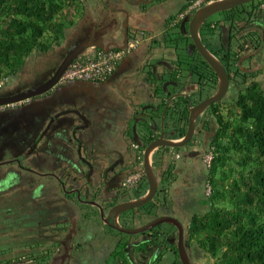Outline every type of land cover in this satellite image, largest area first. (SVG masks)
Returning <instances> with one entry per match:
<instances>
[{"label":"flooded vegetation","instance_id":"flooded-vegetation-1","mask_svg":"<svg viewBox=\"0 0 264 264\" xmlns=\"http://www.w3.org/2000/svg\"><path fill=\"white\" fill-rule=\"evenodd\" d=\"M141 1L143 3L149 1L157 3V0ZM174 1L176 0H169L167 5L171 6ZM177 1L180 3V7L174 9L173 13H171L165 21L156 23L157 29H164L165 40H170L173 43L169 42L168 44L170 46L167 47L171 62H161L163 65H167L166 70L169 75V80L167 79L168 85L174 87L173 90L168 88L169 99L173 97L170 105L175 106L179 104V107L182 108H174L172 117L171 111H168L170 126L168 137H165V112L164 137L170 140H179L185 136L189 127L191 108L214 95L220 87L218 73L199 53L189 33L190 20L198 8L194 11H185L190 0ZM210 1L213 0H209L205 4ZM158 3L166 4L164 0H158ZM227 11H223L226 13L223 20L207 22V18L200 27V36L203 44L222 63L228 75V89L225 95L220 101L210 104L196 117L193 136L186 144V146L191 147V151L189 150L187 153L182 154L180 151L177 153L176 151H171L169 147H164L167 152H164L163 156H167L166 159L169 158V161H165L164 159L160 167L155 161L156 153L159 151L160 147L156 149L151 156V164L159 180L158 190L160 188L162 189V183L165 181L163 178L169 177L168 169L172 166L174 167L172 172L175 174V177L172 179L166 193H159V195H163L161 197L163 205L159 207L163 214H165L164 212H175L184 218L183 214L189 207L187 204H191V201H194V194H196L197 189L196 184L206 179L205 175L207 170L205 168L203 156L205 151L208 150L210 142L216 137L219 128L217 119L220 115V111L224 110V112L221 113L228 114V109L230 110L233 108L239 93L246 91L255 81L260 82L262 88H264V10H261L258 17L259 20L252 22L240 20L235 13H229ZM182 24H184V27H182ZM235 26L238 27V31H236ZM170 33L176 34L178 38H168L167 36H169L168 34ZM128 35H132L129 27ZM259 35H261V38ZM186 38L188 40H186ZM91 41L92 38L90 37V43ZM144 41L145 39H143V41L141 40V44L144 43ZM150 41L153 42V47L158 46L157 44L159 43H163L156 38ZM57 66L58 65L54 62L43 67L36 66L31 71V74L21 70L18 75L9 78V82L12 83L13 88L7 94H15L32 86L41 84L52 75V72H54ZM115 72L116 70L114 73ZM184 73L185 80L183 81L180 77ZM110 79L109 77L104 81L108 82ZM90 83H99L98 85L103 87L102 90L107 92V95H103V91L98 89L89 90L87 95H82L84 98L80 96L86 109L93 107L91 115L89 112L87 113L91 118V120H88L90 121L89 128L93 129V131H98L100 129L102 135L104 130L107 129V120L103 114L104 108L109 104L107 98L111 96L112 99L115 98L120 101L123 95L114 85L111 87L102 86L103 83L101 81ZM58 86L59 84L57 87ZM51 91L43 95L26 99L14 105L0 107V119H3L0 122V244H8L11 246L15 244L21 245L16 250L15 248L12 250L8 248L10 252L19 251V255L14 258H33L31 256L32 254L40 255L42 252L45 254L48 253L50 255L48 264H54L62 250L69 258L79 252L78 246L84 238L83 232L87 226V223L84 221H86L85 219L92 220L90 217L92 211L96 212V218L98 216L100 217L99 208L94 205V209H86L88 214L83 211V216H85L84 221L80 224L75 222L76 229L73 225L74 221H70L69 225L67 224L59 227V222H61L59 219H55L56 222L54 224L56 225L52 226L51 222L48 223L49 219L47 220L45 217V201H43L42 197L40 199L30 196V189L34 195L38 194L39 189L37 190L36 188H39L38 186L41 179L50 176L58 183V188L55 191L56 195L58 193L67 196L75 195L74 200L78 202V193L75 190L79 187L82 200L99 202L105 207V211H108L119 202H113V204L108 206V204H105L106 197L104 198V195L106 193L110 194L114 190H117L118 194L123 193L125 195L130 188H125L122 185L123 181L134 169L138 168L141 172L137 188L147 181L142 154L144 155L143 151L152 140L160 137V123L162 125L163 117V111L158 113L157 107L155 110H153L151 106H148L149 109L148 107H144L139 117H136V121L139 122L142 128L144 123H147L148 126L150 125V127H148L149 131H142V137L138 138L134 134L133 129L131 130V127H128V129L125 128L128 133L131 132L132 138H137L138 140V142H133L137 145L135 149L141 152L137 157L138 160H128L129 157L127 158L125 156L112 158L108 156V153H105L106 147L102 146L100 143L102 141L87 143L82 139L76 141V146L72 154H70L71 156L66 158L63 163L60 161L56 162L55 160L47 161L44 158V154L49 148H52L53 143L48 144L46 140L40 141L39 138L48 123L47 121L44 127L40 128V121L46 118L49 104H53V102L56 101L53 97L48 100L44 99L46 97L45 95L50 94ZM1 93L3 92H1L0 89V94ZM169 99L167 100V104ZM144 114L146 115L144 116ZM158 116L160 118H158ZM62 122H66V119H63ZM82 123L84 122L82 121ZM125 129L122 135L124 131L126 132ZM182 132L183 134L181 136L180 134ZM15 135L19 138H16ZM15 138L17 139V142H15V154L7 150L5 152L7 157H2V148L11 146L12 139ZM140 142L143 146H141ZM132 147L133 146H131V148ZM79 148L81 150L86 148L88 157L85 158L82 156L83 159H79V154L77 152ZM131 148L126 146L125 152L128 153ZM132 149H134V147ZM94 152H97L95 156H91ZM138 161L140 164H137ZM177 161H181L182 165H174ZM141 162H143V164H141ZM71 164L75 165V167H72ZM62 173L65 178H67V183L70 185V188L64 191L62 183H65V181L62 180L60 176ZM56 176H58L61 181H57L55 178ZM74 180H80L81 182L77 184L78 182ZM112 186L116 188L111 189ZM117 186L119 187L117 188ZM41 188L43 189L42 186L40 189ZM83 195H86L87 198ZM85 204L87 203H80V206H84ZM68 205L69 204L62 206L66 209ZM130 212L131 210L124 212L120 216L119 221L122 220L123 215L126 216ZM104 224L106 223L99 220L97 226L105 227ZM47 225L52 226L51 228H53L55 232L52 233L51 236H48L52 244L45 248L44 246H40L41 249L39 248L40 250L38 251H34L37 247H27L29 250H24L23 247L27 246L25 244L31 242V240H35L34 238L41 240L44 239L43 237H47L46 232L42 234L44 230L47 229ZM58 227L61 230L60 232H56V230L59 229ZM172 237V242L174 241L173 244H177V234H173ZM168 239L171 241V238ZM120 242L121 240L118 241V243ZM160 248L164 249L166 252H173L171 247L163 246ZM188 252L192 264H198L199 262L197 259L199 258L200 250L196 246H191ZM7 253L8 252H5L0 255ZM173 254L175 255L174 252ZM14 258L8 257V259H0V264H7V260ZM59 260L61 261V259Z\"/></svg>","mask_w":264,"mask_h":264},{"label":"trees","instance_id":"trees-1","mask_svg":"<svg viewBox=\"0 0 264 264\" xmlns=\"http://www.w3.org/2000/svg\"><path fill=\"white\" fill-rule=\"evenodd\" d=\"M81 1L0 0V80L18 75L34 53L48 54L61 46L66 28L84 8ZM261 3L262 0H253L227 12L246 22L257 21ZM235 29L238 31L237 26ZM165 81L161 80L157 87L158 95L166 97L161 112L169 99L168 90L163 88ZM179 106H168L166 115L171 111L172 117L173 109ZM221 112L224 110L217 119L216 137L208 147L213 158L210 164L205 163L206 184L210 186V193L204 195L208 210L191 216L187 244L214 259V264H264V88L261 83L255 81L240 92L228 114ZM169 148L177 153L181 149ZM173 169V166L168 169L169 177L163 178L162 189L156 195L166 193L175 177ZM147 187L146 181L139 187L138 197ZM161 205L162 201L157 200L146 214L156 208L160 210ZM145 233L151 237L147 246L171 247L176 255L173 264H182L177 244L168 239L173 235L156 228ZM118 246L126 252L125 242ZM117 254L125 264V254L121 251ZM46 255L33 256L36 261L41 257L39 261L44 264Z\"/></svg>","mask_w":264,"mask_h":264},{"label":"crops","instance_id":"crops-1","mask_svg":"<svg viewBox=\"0 0 264 264\" xmlns=\"http://www.w3.org/2000/svg\"><path fill=\"white\" fill-rule=\"evenodd\" d=\"M100 1L101 0H83V2H85L84 8L79 15L74 17L73 24L66 28L64 42L61 46H58L53 50L55 52V56L48 54L44 55H48L50 60L53 57L54 59L52 62L58 65L64 58L70 46L86 34H89L92 38L91 44L99 43L97 47L104 48L113 45L123 46L132 37L137 36L138 34L143 35L142 41L145 39L144 43L141 44L140 42L141 45H137V47L127 53L126 57L118 65L116 72L110 76L111 79L108 82L101 81L103 83L102 86H116L123 95L120 101L116 100L115 98L112 99L111 96L107 98L109 104L104 108L106 111L103 113L107 120V129L104 130L105 133L103 132L102 135L100 134L98 136L95 134L97 131L95 130L92 136L83 138L87 143L102 141L100 143L102 146L106 147L105 153H108V156L112 158L119 156L126 157L129 154L125 152V147L128 146L131 148L132 143L134 142L131 132L128 133L126 129L131 127L132 130V126L134 124H139V122L136 121V117H139L144 107L151 106L153 110H155L157 107L159 111L158 113H161V105L162 103L166 102V97L158 95L157 87L159 86L161 80L167 81L168 79L169 75L166 70L167 65L165 66L162 63H159V65L158 63H153L157 56V52L154 50L155 47H153V42L150 40L156 38L157 40L162 41L163 43L159 44L165 45H163L164 49L160 48V51L163 50L162 53L164 59L170 58L168 52L169 50L167 49V47L170 45L164 38V29H157L156 23L159 21H165L169 15L173 13L174 9H178L180 7V3L176 0L174 3L172 2L171 6H169L167 5L169 0H164L166 4L158 3V0L157 3L152 2L153 4L148 2L143 3L141 0H127L128 2H126V0H113L112 3L108 2L107 0V3L109 4L108 7L104 2L99 3ZM146 6H149V8H144ZM125 8H127L128 11L125 12ZM127 23L130 32L132 33V35H128V37H126L124 28ZM114 24H118V31L113 36H105V30ZM99 26L102 27L99 28ZM166 54L169 57H167ZM57 55H59V58L61 56L60 61L56 60ZM165 61L167 62V60ZM27 64L31 66L30 58L27 60ZM180 78L184 81L185 74H182ZM98 84L99 83L95 84L82 81H73L67 82L65 84H59V86L52 90L50 94L45 95L46 97L44 99L48 100L52 97L55 98L56 101L53 102V105L57 104L58 106H61L63 104H69L74 98L81 99L80 96L87 95L89 90L98 89L103 91V87L99 86ZM4 86L5 85H3L0 89L2 90ZM166 89L168 90V86ZM103 95H107V92L103 91ZM92 109V107L88 108L87 113L89 112L91 115ZM158 118L160 117L158 116ZM124 129L126 132L124 131V134L122 135ZM96 153L97 152H94L91 154V156H95ZM70 156V153L65 151L64 146L56 142H53L52 148H49L44 154V158L47 161L55 160L56 162L60 161L62 163ZM41 186L43 189H40ZM38 187L39 188H36L37 190L39 189L38 194L34 195L31 189L29 193L30 196L40 199L42 197L43 201H45L44 203H46V208L44 212L46 213V218L49 217L50 219V217H54L53 220L60 219L66 222L65 225H69L70 221H74L76 223L78 222L79 224L84 221V209L82 210L81 208L83 206L79 207L75 202L72 201L75 198V195L67 196L64 194L61 195L60 193L57 195L55 194V191L58 188V183L55 179L47 176L41 179ZM131 190L132 192L129 198L125 200H122L119 197H114L113 193H106L104 195V198L106 197L105 204H113L111 200L114 198V202L138 199L146 193L145 192L143 195L138 197L139 187L133 188ZM66 204L69 205L66 209H64L62 205L66 206ZM185 211L186 212H184L183 216L185 218L186 225H189L191 215H189L190 212L187 210ZM137 212L138 213L135 214H137L138 217L141 215H148L142 213L139 210ZM85 220L86 221L84 222L87 223V226L85 228L84 225V238L79 243V252L73 257L69 258L62 250L54 264H104V262L107 261V259H109L114 252L116 247L115 244L118 243L119 240L123 242L124 237L113 233L108 234V231L105 230V227L97 226V221L95 222V220L88 219ZM49 227L52 226L49 225ZM150 241L151 238L146 235L143 240L136 241V239H134L136 244L133 242L128 244L127 255L133 253L132 257L129 259L130 264L174 263L175 255L173 252H166L162 248L149 247L147 245ZM43 242H45V240L42 241L35 239L31 240V242H28L25 245L37 247L34 251H38L41 249L40 246L43 244ZM143 244L147 245L142 246ZM0 246H3V249L11 248L12 250L15 248L16 250L21 245L15 244L11 246L8 244H0ZM141 246L142 250L138 252L133 251V248ZM18 253V250L12 251V253H10V257H17L19 255ZM202 257L206 256L200 251L197 261L200 262ZM59 259H61V261ZM157 259L161 260L157 261ZM105 264H108V262ZM114 264L123 263L117 258L114 261Z\"/></svg>","mask_w":264,"mask_h":264},{"label":"water","instance_id":"water-1","mask_svg":"<svg viewBox=\"0 0 264 264\" xmlns=\"http://www.w3.org/2000/svg\"><path fill=\"white\" fill-rule=\"evenodd\" d=\"M251 1L253 0H213L196 10L195 14L190 20L189 33L199 53L208 62V64L218 73L220 79V87L218 91L214 95L198 103L195 107L191 108L188 131L185 134V136L179 140H170L164 137V115L168 106L171 104L173 97L169 99L166 109L163 112L161 135L159 138L152 140L144 150L143 166L148 181V189L143 196H141L138 199L119 202L114 206H112L108 211H105V207L102 206L101 203L99 202L92 203L93 205H96L99 208L100 217L98 216L97 219L95 217L97 216L95 215L96 212H92L90 215L91 219L95 220V222L97 221L96 224H99V220H102L104 223L108 224L112 229H115L121 233H125V234L144 233L152 230L153 228L161 225L162 223H169L175 226L178 229L177 247H178V254L182 264H192V261L190 259V254L188 252V250L190 249V245L187 244L186 224L181 222L178 218L165 213L153 218L151 221H148L147 223L139 227H124L121 225L119 219L124 212H127L132 209L137 210L138 208L149 203L156 196L159 187V180L151 164V156L153 152L159 147L181 148L185 146L193 136L196 117L202 111H204L210 104L220 101L228 89V75L225 71V68L223 67L222 63L206 48V46L202 42L200 36L201 25L207 18L214 15L215 13L227 11L235 7H238L240 5L249 3ZM126 2L128 1L126 0ZM151 2L152 1H149L148 3ZM126 11H128L127 8H125V12ZM101 27L102 26H99V28ZM117 27L118 24H114L113 26L108 27L105 30V36H113L118 31ZM182 27H184V24H182ZM125 32H126V37H128V23L125 25ZM98 44L99 43H95V44L90 43L89 34H86L85 36L79 38L74 44L70 46L62 61L58 64L54 72H52V75L46 81L42 82L39 85H35L23 91L17 92L15 94L1 93L0 107L5 105H14L26 99L43 95L45 93L50 92L51 90H54L59 84L60 77L67 70L71 62L79 55H81L88 47L98 46ZM123 46L113 45V46H108L106 48L104 47H99V48H103L107 50L112 47H123ZM167 85L168 83L164 85V90H166ZM77 99H78L77 101L73 99L72 102L69 103V105H71V107L69 108L66 107L64 109H59L57 108L58 107L57 104L49 105L48 114L46 118L43 119V121L42 120L40 121V126H41L40 128H43L44 124L48 121L47 125L45 126L44 130L40 135L39 138L40 141L46 140L48 144L49 143L52 144L53 142L59 143L64 146L65 151L72 154L76 146L77 140H82L84 137L92 136V132H90V128H89L90 121H88L86 116H84V113L87 114V109L83 105L82 100L79 98ZM145 115L146 114H144V116ZM63 119H66V122H62ZM82 121L85 124L82 123ZM134 134H135V130H134ZM133 141L138 142L137 138H133ZM77 152H79L78 153L79 157H81L80 148ZM71 166L75 167V165L72 164ZM55 178L57 179V181H61V179L58 176H56ZM62 186H63L62 188L65 189L64 182L62 183ZM118 187L119 186H117V188ZM114 188L116 187L115 186L111 187V189ZM75 191L78 193L79 203L75 201L73 198L72 201L75 202L77 206L81 207L80 203H88V201L81 199L80 197L81 193L79 187H77V190ZM111 193H113L114 197H119L117 190H114ZM114 201L115 198L111 200L112 203ZM84 213L88 214V211L84 209ZM73 225L76 229L75 222L73 223Z\"/></svg>","mask_w":264,"mask_h":264},{"label":"rangeland","instance_id":"rangeland-1","mask_svg":"<svg viewBox=\"0 0 264 264\" xmlns=\"http://www.w3.org/2000/svg\"><path fill=\"white\" fill-rule=\"evenodd\" d=\"M112 1L113 0H108V2H111L112 3ZM94 2H96V1H94ZM106 3V5L109 7V4L107 3V0H101L99 3ZM85 2H83V0L81 1V5L83 6V4H84ZM147 5H149V4H147ZM144 8H146V9H148L149 8V6H146V7H144ZM194 14V13H193ZM225 16H226V13L225 12H218V13H215L214 15H212V16H210L209 18H208V20H207V22H210V21H216V20H223L224 18H225ZM169 36H167L168 38H173V39H177L178 37H177V35L176 34H173V33H170V34H168ZM169 41V40H168ZM158 46H155V51L157 52V56H156V58L154 59V61H153V63H155V64H157L158 63V65H159V63H163V62H165V60H167V62L169 63V62H171V60L170 59H168V58H165L164 59V56H163V50L162 51H160V48L161 49H164L163 48V45H165V44H162V45H160V44H157ZM54 52V51H53ZM52 51H50L49 53H48V55H54L55 54V52L53 53ZM48 55L47 56H45L44 54H42V53H34L31 57H30V61H31V66H29L28 64H27V62H26V64H25V66H24V68L22 69L24 72H26V73H28V74H31V71L36 67V66H40V67H43V66H45V65H47V64H50L52 61H53V57H52V59L50 60V58L48 57ZM55 56V55H54ZM166 56L167 57H169L167 54H166ZM161 57V58H160ZM56 60H58V61H60L61 60V56H60V58H59V55H57V58H56ZM162 60V61H161ZM156 61V62H155ZM154 64V65H155ZM154 68V67H153ZM153 72H154V69H153ZM185 74V73H184ZM168 78H169V76H168ZM9 80L10 79H7L6 81H5V83H4V88L1 90V92H3V93H5V94H7V93H9L11 90H12V88H13V85H12V83L11 82H9ZM169 80V79H168ZM166 83H168V81H166V82H164L163 83V88H164V85L166 84ZM168 86V88L169 89H171V90H173L174 89V87L172 86V85H167ZM97 87V86H96ZM74 100L75 101H77L78 99L77 98H74ZM80 104V103H79ZM69 108V107H71V105H69V104H63V105H59L57 108H59V109H64V108ZM229 107V106H228ZM93 108V107H92ZM166 108V107H165ZM106 111V109H104L103 110V112H105ZM165 111V109L163 110V112ZM7 115V114H6ZM5 115V116H6ZM84 115L85 116H88V117H86L87 119L88 118H90L89 117V115H87L86 113H84ZM44 119V118H43ZM3 120V119H2ZM1 119H0V122L2 121ZM88 120H91V118L90 119H88ZM160 122H161V119H160ZM160 126H161V123H160ZM148 127H150V125L148 126V124L147 123H144L143 124V128L139 125V124H137V125H133L132 126V129H134L135 130V135L138 137V138H141L142 137V131H144V130H146V131H149L148 130ZM137 128V129H136ZM170 126H169V120H168V114L166 115V117H165V132H166V134H165V137H168L169 136V131H170ZM133 130V131H134ZM90 132H92V134L94 133V131H93V129H90ZM160 132H161V129H160ZM159 132V133H160ZM95 134L96 135H100L101 133H100V129L98 130V131H96L95 132ZM16 136V138H19L17 135H15ZM12 139V144H11V146H5V148H2V150H1V155H2V157H4V158H6L7 157V155L5 154V152L7 151V150H10V151H12L14 154H15V142H17V139ZM140 144H141V146H143L142 145V143L140 142ZM79 150V149H78ZM191 151L192 149H191V147H189V146H183V147H181V149H180V152L182 153V154H184V153H187L188 151ZM80 151H81V157H79V159H81L82 158V156H84L85 158L86 157H88L87 156V154H86V148H83V150H81L80 149ZM142 151V150H141ZM172 151V150H171ZM144 152V151H143ZM164 152H167L166 151V149L164 148V147H160V149H159V151L156 153V157H155V161H156V163H158V165L159 164H162V162L164 161V159H165V161H169V158L168 159H166V157L167 156H163V153ZM79 153V152H78ZM128 153H129V155L128 156H126L127 158H128V160L129 159H131V160H138L137 159V157H138V155H139V153L141 154V152L139 151V150H137V149H132L131 148V150L130 151H128ZM78 156V155H77ZM208 156L210 157L211 156V152H210V150H207V151H205V153H204V156H203V159H204V163H206V164H208V162H207V160H208ZM142 158L144 159V155L142 154ZM83 159V158H82ZM23 161H24V159H23ZM143 161V160H142ZM137 164H140V162L138 161V163ZM141 164H143V162H141ZM174 165H177V166H180V165H182V162L181 161H177V162H175V164ZM3 167H5V166H3ZM138 168H136V169H134V170H137ZM133 170V171H134ZM206 170H207V167H206ZM61 176V178H62V180H64L65 181V183H64V186H65V189H69L70 188V185L67 183V178H65V176H64V174L62 173V175H60ZM188 176V175H187ZM189 177V176H188ZM205 178H207V175H205ZM81 181L80 180H78V183L77 184H79ZM63 187V186H62ZM196 194H194V201H191V204H187L189 207V209L187 208V211L188 212H190L189 213V215H194V214H196V213H198V214H203L204 212H206L207 210H208V204L206 203V200H205V194L207 195V194H209L210 193V186H208V184H206V179L205 180H201V183H197L196 184ZM65 189H63V190H65ZM131 192H132V190L131 189H129L127 192H126V194L124 195L123 193V195L122 194H120L119 193V198L120 199H122V200H125V199H127V198H129V196H130V194H131ZM84 196V195H83ZM161 195H157V196H155V198H154V201H151L152 203L151 204H153L154 202H156L157 200H161V197H160ZM85 198H87L86 197V195L84 196ZM95 202V201H94ZM93 202L92 201H88V203L87 204H85L82 208L83 209H87V208H92V209H94L95 207H94V205L92 204ZM151 204H145L144 206H142V207H140V208H138L137 210H139V211H141L142 213H144V214H146V211H149L150 210V208H151ZM193 204V205H192ZM191 205V206H190ZM134 210H135V212H134ZM135 213H138L137 211H136V209H133V210H131V212L129 213V214H127L126 216H122V220L120 221V223H121V225L122 226H124V227H139V226H142V225H144L145 223H147L149 220L151 221L153 218H155V217H157V216H160V215H162L163 213H162V211L161 210H159V209H154L153 211H152V213L151 214H148V215H146V216H144V215H141V216H139L138 217V215L137 214H135ZM162 213V214H161ZM164 213H166V214H169V215H172V216H174V217H176V218H178L181 222H183L184 224H186V221H185V218H183V217H181L178 213H172V212H164ZM49 219V217H47V220ZM54 219V217H50V219L48 220V223H50L51 222V225L52 226H55L56 224H54L56 221L55 220H53ZM60 220V219H59ZM64 220V219H63ZM61 222H59V227H62V226H64L65 225V221H62V220H60ZM58 224V223H57ZM105 225V230L106 231H108V234H117V235H120V236H122V237H124V240H123V242H125L126 243V248H127V250H126V252H125V250L123 249V247L121 248L120 246H118L119 244L118 243H116L115 245H116V247H115V249H114V252L112 253V255H111V257L109 258V259H107V261H105L104 262V264L106 263V262H108V264H114V261L117 259V258H119V257H121L119 254H117V251H121L123 254H125V264H130V261H129V259L132 257V255H133V253H131L130 255H127V251H128V244H130L131 242H133L134 244H136V242H134V239H136V241H138V240H143V238L147 235L145 232L144 233H138V234H125V233H121V232H119V231H117V230H114V229H111L110 228V226H108V225H106V224H104ZM48 227H47V229H45L44 230V232L42 233V234H44L45 232H46V236L47 237H43L44 239H41L42 241H44L45 240V242H43V244L41 245V246H44V248L45 247H47V246H49V245H51L52 243H51V241L49 240L50 238L48 237V236H51L52 235V233H55L54 232V230H53V228H51V227H49V225H47ZM58 227V228H59ZM156 229H159V230H161V231H167V234H169V236L170 235H175V234H177V236H178V229L175 227V226H173V225H171V224H169V223H162L161 225H159V226H157V227H155ZM61 230H60V228L58 229V230H56V232H60ZM186 235H188V225H186ZM59 234V233H58ZM49 238V239H48ZM173 238V237H172ZM172 238H171V241H172ZM34 239H37V238H34ZM45 243V244H44ZM145 245H147V244H143L142 246H145ZM142 246L141 247H135V248H133V251H136V252H138V251H140V250H142ZM27 247H29V248H32V247H30V245H27V246H24L23 248H24V250H29V248H27ZM3 247L2 246H0V254H3V253H5V252H8L7 254H4V255H0V259H8V257H10V253H12V252H10L8 249H3ZM132 250V249H131ZM41 254H45L44 252H42ZM33 255H35V254H32L31 256L33 257V258H29V257H20V258H14V259H11L10 260V263H8V264H11V263H19V264H42L39 260H42V258L41 257H39V260L38 261H36V258H34V256ZM48 256V257H47ZM49 254L47 253V255L45 256V257H47V258H44L43 259V261L45 262L44 264H48V259H49ZM129 258V259H128ZM119 259H121L122 260V258H119ZM118 259V260H119ZM7 262H9V260L7 261ZM69 264H71V263H69ZM198 264H214V259H212V258H209V257H202L201 258V262H199Z\"/></svg>","mask_w":264,"mask_h":264},{"label":"built area","instance_id":"built-area-1","mask_svg":"<svg viewBox=\"0 0 264 264\" xmlns=\"http://www.w3.org/2000/svg\"><path fill=\"white\" fill-rule=\"evenodd\" d=\"M208 1L209 0H190L185 11H194ZM260 7L264 10V0H262ZM142 37L143 35L138 34L129 39L123 47H112L107 50L97 46L88 47L81 55L71 62L67 70L60 77L59 84L73 81L100 82L108 79L126 57L127 53L137 47ZM6 80L7 79L0 80V88H2ZM132 146L137 148L135 143H133ZM212 158L213 153L211 152V156H208V164H210ZM140 176V170H134L124 179L122 185L125 188H136ZM11 264L19 263L16 262Z\"/></svg>","mask_w":264,"mask_h":264}]
</instances>
